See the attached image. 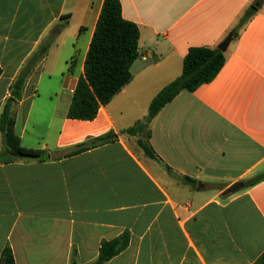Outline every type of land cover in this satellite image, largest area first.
Here are the masks:
<instances>
[{"label": "crops", "instance_id": "0c3cea01", "mask_svg": "<svg viewBox=\"0 0 264 264\" xmlns=\"http://www.w3.org/2000/svg\"><path fill=\"white\" fill-rule=\"evenodd\" d=\"M104 1L0 0V117L22 76L15 134L50 156L11 158L0 129V259L10 246L16 264H99L103 242L126 234V248L102 264H256L264 180L244 182L264 174V0H120L140 31L133 79L95 120H72ZM251 5L217 77L152 122L163 164L145 157L137 137L120 133L146 119L190 48L219 47ZM109 132L116 141L65 157Z\"/></svg>", "mask_w": 264, "mask_h": 264}, {"label": "trees", "instance_id": "16d2710c", "mask_svg": "<svg viewBox=\"0 0 264 264\" xmlns=\"http://www.w3.org/2000/svg\"><path fill=\"white\" fill-rule=\"evenodd\" d=\"M256 11L255 5L245 10L235 28L229 33V35L232 34V40L238 37L239 32L254 17ZM139 39V28L135 23L124 19L120 0H105L85 61L84 77L80 78L69 107L67 115L69 119L95 120L100 108L108 105L132 81L131 67L139 58ZM225 62V52L219 47L190 48L183 61L182 74L152 99L146 119L123 130L120 134L137 137L136 145L144 156L163 164L150 143L152 122L160 111L183 91L195 92L200 86L211 83L222 70ZM24 83L25 79L22 76L15 82L12 98L7 101L0 117L5 153L13 159L47 161L50 159L48 154L42 150L24 147L20 138L15 134L14 105L22 97ZM117 137L115 133L109 132L96 138H90L74 146L65 157L75 156L112 143ZM165 168L170 171L169 167L165 166ZM181 180L191 187L197 185L196 181L188 177H181ZM262 180H264V174L244 183L246 187H250ZM127 236L123 234L111 242H103L98 263H105L122 252L128 244ZM0 264H16L10 246L4 249ZM256 264H264V256Z\"/></svg>", "mask_w": 264, "mask_h": 264}, {"label": "water", "instance_id": "95a60500", "mask_svg": "<svg viewBox=\"0 0 264 264\" xmlns=\"http://www.w3.org/2000/svg\"><path fill=\"white\" fill-rule=\"evenodd\" d=\"M232 41V34H230L226 39L225 41L219 46V49L223 52H226L228 46L230 45ZM244 187V184L243 183H236L234 185H232L230 188H228L224 193L223 195L224 196H227V195H230V194H233L235 192H237L238 190L242 189Z\"/></svg>", "mask_w": 264, "mask_h": 264}]
</instances>
